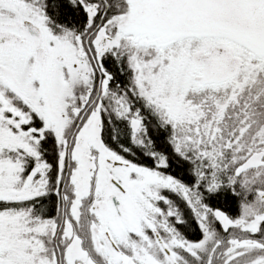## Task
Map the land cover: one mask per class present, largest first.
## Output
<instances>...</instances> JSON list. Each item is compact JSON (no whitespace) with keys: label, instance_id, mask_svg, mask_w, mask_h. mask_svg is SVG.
<instances>
[{"label":"snow or ice","instance_id":"6c2138e0","mask_svg":"<svg viewBox=\"0 0 264 264\" xmlns=\"http://www.w3.org/2000/svg\"><path fill=\"white\" fill-rule=\"evenodd\" d=\"M0 264H264V0H0Z\"/></svg>","mask_w":264,"mask_h":264}]
</instances>
